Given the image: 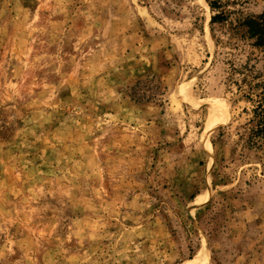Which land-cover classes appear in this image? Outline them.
Here are the masks:
<instances>
[{
    "label": "rangeland",
    "instance_id": "obj_1",
    "mask_svg": "<svg viewBox=\"0 0 264 264\" xmlns=\"http://www.w3.org/2000/svg\"><path fill=\"white\" fill-rule=\"evenodd\" d=\"M263 13L0 0V264H264Z\"/></svg>",
    "mask_w": 264,
    "mask_h": 264
},
{
    "label": "trees",
    "instance_id": "obj_2",
    "mask_svg": "<svg viewBox=\"0 0 264 264\" xmlns=\"http://www.w3.org/2000/svg\"><path fill=\"white\" fill-rule=\"evenodd\" d=\"M220 15H217L215 17L211 18V23L216 20L217 18H220ZM241 26L244 27L248 33V35L251 38H255L256 44L258 45H264V13L259 16H250L246 17L243 21L240 22ZM135 100H147L146 97H142L139 99L136 95V92H134L131 95ZM259 115V120H258V127L256 130V133L258 135H263L264 136V109L260 110Z\"/></svg>",
    "mask_w": 264,
    "mask_h": 264
},
{
    "label": "bare ground",
    "instance_id": "obj_3",
    "mask_svg": "<svg viewBox=\"0 0 264 264\" xmlns=\"http://www.w3.org/2000/svg\"><path fill=\"white\" fill-rule=\"evenodd\" d=\"M214 108H215V110L218 112V113H223V110H224V108H223V106L221 105V104H214Z\"/></svg>",
    "mask_w": 264,
    "mask_h": 264
}]
</instances>
